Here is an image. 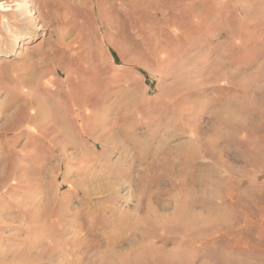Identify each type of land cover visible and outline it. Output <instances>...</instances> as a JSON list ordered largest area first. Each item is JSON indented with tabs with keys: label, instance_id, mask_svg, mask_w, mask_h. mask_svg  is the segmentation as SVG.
Masks as SVG:
<instances>
[{
	"label": "rangeland",
	"instance_id": "1",
	"mask_svg": "<svg viewBox=\"0 0 264 264\" xmlns=\"http://www.w3.org/2000/svg\"><path fill=\"white\" fill-rule=\"evenodd\" d=\"M2 15L0 264H244L264 210V0Z\"/></svg>",
	"mask_w": 264,
	"mask_h": 264
},
{
	"label": "crops",
	"instance_id": "2",
	"mask_svg": "<svg viewBox=\"0 0 264 264\" xmlns=\"http://www.w3.org/2000/svg\"><path fill=\"white\" fill-rule=\"evenodd\" d=\"M254 150L255 151L253 153L260 159L261 170L263 169L264 171V143H260V145L255 147ZM262 174L263 172L260 171L259 177H257V181H259V184L258 187H256V190L258 191H256V193H253V195L264 196V175ZM243 245V252L236 254V259H243L244 264H252L250 261L258 258L260 259V261H262L260 264H264V210L261 214L259 227L256 230L255 235L253 237L252 235H250V237L245 240Z\"/></svg>",
	"mask_w": 264,
	"mask_h": 264
},
{
	"label": "bare ground",
	"instance_id": "3",
	"mask_svg": "<svg viewBox=\"0 0 264 264\" xmlns=\"http://www.w3.org/2000/svg\"><path fill=\"white\" fill-rule=\"evenodd\" d=\"M18 6H19V10H21V11L24 10V9L26 8V6H25L24 4H19ZM36 11H37V10H36ZM4 12L8 13L7 11H4ZM26 13H27V11H26ZM29 14H30V13H29ZM3 16H4V15H2V16L0 17V21H2V22H3V19H4ZM24 17H25V16H24ZM26 18H27V16H26ZM19 19H20V18H19ZM39 21H40V20H39ZM25 22H26V21H25ZM31 106H32V105H31Z\"/></svg>",
	"mask_w": 264,
	"mask_h": 264
}]
</instances>
